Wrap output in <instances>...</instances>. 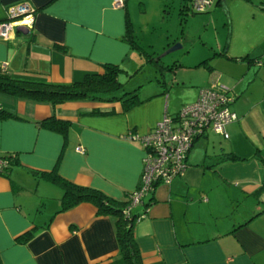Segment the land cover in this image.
Instances as JSON below:
<instances>
[{
    "label": "crops",
    "instance_id": "crops-1",
    "mask_svg": "<svg viewBox=\"0 0 264 264\" xmlns=\"http://www.w3.org/2000/svg\"><path fill=\"white\" fill-rule=\"evenodd\" d=\"M113 1L0 0V21L19 3L34 15L32 27L15 26L0 39V68L53 83L106 63L121 68L136 47L126 32L130 0ZM210 12L214 46L185 50L167 71L160 65L159 88L141 96L138 87L141 102L126 111L119 102L53 104L0 92V157L9 162L0 173V264H122L116 215L86 201L59 211L65 187L44 173L124 204L143 170L144 146L131 136L148 133L164 113L175 116L204 87H225L237 120L226 126L227 138L208 131L196 138L186 172L157 183L132 208L144 213L133 229L141 262L264 264V0H214L202 13Z\"/></svg>",
    "mask_w": 264,
    "mask_h": 264
},
{
    "label": "built area",
    "instance_id": "built-area-1",
    "mask_svg": "<svg viewBox=\"0 0 264 264\" xmlns=\"http://www.w3.org/2000/svg\"><path fill=\"white\" fill-rule=\"evenodd\" d=\"M214 0H189L192 11H208ZM114 7H123V0H114ZM34 15L28 3H19L8 8L7 18L0 21V39H9L15 26L32 27ZM5 70V65L2 66ZM232 98L225 87L222 90L204 87L197 99L183 105L175 116L164 113L162 119L148 133L138 138L144 146L143 170L139 186L130 194L128 209L142 202L143 197L154 190L157 183L170 184L183 175L188 164L187 153L196 138L205 132H213L227 138L226 126L237 115L230 109ZM8 159L0 157V173L8 167ZM144 216L140 214L135 221Z\"/></svg>",
    "mask_w": 264,
    "mask_h": 264
},
{
    "label": "trees",
    "instance_id": "trees-1",
    "mask_svg": "<svg viewBox=\"0 0 264 264\" xmlns=\"http://www.w3.org/2000/svg\"><path fill=\"white\" fill-rule=\"evenodd\" d=\"M187 3V7L191 8L189 0ZM192 12L195 13L194 11ZM126 30L131 45L140 48V45L131 38L132 25L127 16ZM102 67L101 71L88 72L79 80H71L63 83L20 79L0 68V92L15 97L49 101L53 104L81 99L108 103L119 102L124 111L141 102L138 96V87L133 89L126 88V90L121 91L123 84L118 78L121 68L108 63ZM1 110L0 116L4 115ZM115 112V109L109 111L94 110V113L102 114H113ZM45 121L54 128L62 129L60 124L50 117L46 118ZM44 174L52 181L61 183L65 187L61 199L62 208L59 211L68 210L76 204L86 201L93 203L97 207V212L100 214L116 215L120 262L122 264H142L133 230L135 220L140 214L135 215L132 213V208L128 209L131 193L127 195L124 204H115L111 199L93 188L71 183L53 172ZM259 211H256L254 214H257ZM32 234L33 232L29 230L23 236L27 239Z\"/></svg>",
    "mask_w": 264,
    "mask_h": 264
},
{
    "label": "rangeland",
    "instance_id": "rangeland-1",
    "mask_svg": "<svg viewBox=\"0 0 264 264\" xmlns=\"http://www.w3.org/2000/svg\"><path fill=\"white\" fill-rule=\"evenodd\" d=\"M187 2V0H130L129 20L132 25L130 34L140 48H134L132 58L121 66L122 71L118 75L123 84L121 91L139 87L143 96L144 93L158 89L159 86L155 83L156 68L159 70L161 65L167 71L173 60L184 57L182 55L185 50L197 53L205 44L214 46L218 38L214 29L215 15L211 12L192 13L191 8H184ZM173 42H180L181 48L165 53ZM140 84H143L142 87ZM175 91L173 97L176 96ZM208 132L210 135L215 134L209 129ZM258 161L261 167H264V162ZM209 179L212 183L213 178Z\"/></svg>",
    "mask_w": 264,
    "mask_h": 264
},
{
    "label": "water",
    "instance_id": "water-1",
    "mask_svg": "<svg viewBox=\"0 0 264 264\" xmlns=\"http://www.w3.org/2000/svg\"><path fill=\"white\" fill-rule=\"evenodd\" d=\"M182 44H180V42H176L174 44H172L166 51L165 53H169V52H172L174 50H177L179 48H181Z\"/></svg>",
    "mask_w": 264,
    "mask_h": 264
}]
</instances>
